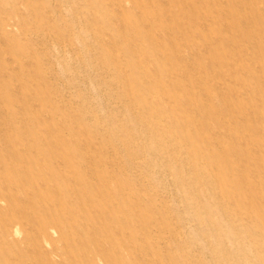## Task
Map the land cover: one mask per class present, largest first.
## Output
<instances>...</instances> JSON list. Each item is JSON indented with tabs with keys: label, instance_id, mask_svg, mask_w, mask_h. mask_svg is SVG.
<instances>
[{
	"label": "rangeland",
	"instance_id": "374dc122",
	"mask_svg": "<svg viewBox=\"0 0 264 264\" xmlns=\"http://www.w3.org/2000/svg\"><path fill=\"white\" fill-rule=\"evenodd\" d=\"M0 264H264V0H0Z\"/></svg>",
	"mask_w": 264,
	"mask_h": 264
}]
</instances>
